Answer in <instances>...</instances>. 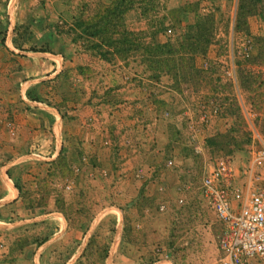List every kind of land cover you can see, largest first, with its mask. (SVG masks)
Returning <instances> with one entry per match:
<instances>
[{
  "label": "rangeland",
  "instance_id": "374dc122",
  "mask_svg": "<svg viewBox=\"0 0 264 264\" xmlns=\"http://www.w3.org/2000/svg\"><path fill=\"white\" fill-rule=\"evenodd\" d=\"M110 4L0 0V264L102 260L116 227L120 264L217 263L222 226L200 183L264 141V5L237 23L238 0H154L122 22ZM151 10L164 17L155 37ZM205 13L210 26L196 19ZM107 21L99 37L146 32L150 46L182 35L183 74L153 79L148 64L106 59L114 50L85 28Z\"/></svg>",
  "mask_w": 264,
  "mask_h": 264
},
{
  "label": "built area",
  "instance_id": "2783aa9c",
  "mask_svg": "<svg viewBox=\"0 0 264 264\" xmlns=\"http://www.w3.org/2000/svg\"><path fill=\"white\" fill-rule=\"evenodd\" d=\"M256 140L247 162L227 159L201 179L200 193L222 226L216 264H264V141Z\"/></svg>",
  "mask_w": 264,
  "mask_h": 264
},
{
  "label": "trees",
  "instance_id": "16d2710c",
  "mask_svg": "<svg viewBox=\"0 0 264 264\" xmlns=\"http://www.w3.org/2000/svg\"><path fill=\"white\" fill-rule=\"evenodd\" d=\"M110 1H111L110 5H114V6H112L111 8L107 7L108 14H109L110 9H112V11L115 9L118 10V15H117L118 17L116 18V16L113 14L111 17V20L116 21V19H118L120 22H122V18L127 11L134 9L137 6L146 7L151 3V1H154V0H110ZM259 4L264 5V0H238L237 14H236L237 23L243 17L248 18L253 15H256L257 6ZM168 14H171V13L168 12ZM211 16H212L211 13H208V14L205 13V15L199 14L196 16V19L199 20L200 25L205 26L206 24L210 26L211 25L210 19H212ZM147 17L151 19L150 20L151 24L149 28L154 29L150 32V36L155 37V35L161 32V30H163L164 28L163 27L164 17H160L159 11H154V10H151L149 13H147L146 18ZM99 22L100 21H98L96 24H99ZM110 22L111 21H107L104 24V26L94 24L90 27L85 28L86 31H88L87 32L88 36L98 37L95 39L96 40L100 39L99 42L103 46L110 47L114 50V54L110 53L109 51L103 52L104 54L108 55V56L103 55L106 59L113 60V61L121 60L125 62L126 66L127 65L129 66L130 63H133V62L134 63L137 62L139 64L141 63V65H145V66L146 64H148V69L151 70L150 72L154 71V73L151 75V77L153 76L152 77L153 79L155 78L160 79L163 76H169V75L172 76L174 74V79L177 80L178 70L181 72V74H183L182 66L177 67L180 65L178 63L180 59L175 60L174 58L178 53H183L184 52L183 48L187 47V45H189L188 43H190L189 40L185 41L182 38V35L179 36V39H177L174 43H166V44L160 45V44H153L151 41L149 42L150 46L144 45V42H145L144 40H146L147 38L146 32L136 33L134 35L132 33H126L125 31H123L122 33L119 34V36L115 38H112V37L106 38L105 36L99 37V35L107 34L106 27L110 24ZM168 22L169 24H171L172 21L169 20ZM175 24L172 23V25H175ZM204 35H205L204 40H202L203 49H201L203 51H205V49L210 44V39H208L207 35L205 34V31H204ZM199 45H201V43H199ZM134 47L136 49L133 51ZM143 47H149L150 48L148 49L149 52L146 51L143 54H139ZM190 56L193 58L186 57V59L187 61L193 64L194 56L192 54ZM140 58L141 60L139 61ZM258 62L259 64L264 65V57H260ZM194 70H195L194 73L197 72V73L202 74L203 76L207 74L206 71L205 72L199 71L197 68H195ZM27 96L32 101H38L37 98L29 96L28 93H27ZM233 162H240V161L238 159L237 161L233 160Z\"/></svg>",
  "mask_w": 264,
  "mask_h": 264
},
{
  "label": "crops",
  "instance_id": "0c3cea01",
  "mask_svg": "<svg viewBox=\"0 0 264 264\" xmlns=\"http://www.w3.org/2000/svg\"><path fill=\"white\" fill-rule=\"evenodd\" d=\"M243 180L244 179L237 181V184L243 182ZM8 198H9V195H8V192L6 191V193L2 197L1 201H4L6 203H11V202L13 203L15 201V199L17 198V195L12 200H9ZM56 220L58 221L56 225L60 228L62 226L60 219L57 217ZM97 225H98V223L94 224V226H93V224H91L89 226V228L86 230V232L84 234V251L87 250L88 247L86 246V244L90 242V239L97 237L95 234V231L97 230ZM61 229H62V227H61ZM101 231L104 234L105 233L107 234V230L102 229ZM109 232L110 233L108 234V237H110V240H108V246H109L108 247L109 248L108 255L105 258H103L102 260L101 259L99 260V258H97V260L95 261L93 259L94 257H91V256H94L95 253L92 255H88L84 252V264H92L93 261L96 264H120L121 262L124 263L125 255L123 254L124 249L122 247L121 239H120L121 235H122V230H120L116 227L115 230L112 229ZM95 240H96V242H98L97 238ZM34 264H35V262H34Z\"/></svg>",
  "mask_w": 264,
  "mask_h": 264
}]
</instances>
